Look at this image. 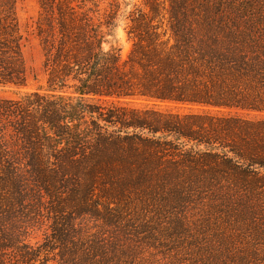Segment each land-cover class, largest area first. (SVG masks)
<instances>
[{
  "label": "trees",
  "instance_id": "obj_1",
  "mask_svg": "<svg viewBox=\"0 0 264 264\" xmlns=\"http://www.w3.org/2000/svg\"><path fill=\"white\" fill-rule=\"evenodd\" d=\"M172 1L161 6L168 28L159 25L164 15L155 2L132 5L126 18L135 41L123 58L120 48L103 43L124 1L110 0L100 20L95 0H38L45 83L0 99V118L19 141L18 151L9 154L6 125L0 124V188L21 201L34 186L51 201V211L60 215L68 205L72 216L81 209L96 213L91 199L102 184L117 186L111 197H122L124 189L152 177L159 187L177 180L190 194H213L224 207L244 208L245 220L243 211L239 220L249 229L235 240L224 232L218 251L173 264H264V231L253 228L252 215V205L264 203V119L238 114L264 113V11ZM21 37L13 0H0V87H26ZM139 99L218 110L180 113L131 105ZM19 164L26 177L19 176ZM45 247L0 231V264H48L40 258ZM81 255L83 264H125L124 254L90 246Z\"/></svg>",
  "mask_w": 264,
  "mask_h": 264
},
{
  "label": "rangeland",
  "instance_id": "obj_2",
  "mask_svg": "<svg viewBox=\"0 0 264 264\" xmlns=\"http://www.w3.org/2000/svg\"><path fill=\"white\" fill-rule=\"evenodd\" d=\"M95 1L100 9L101 20L102 14L110 9L108 4L110 0ZM120 1L126 4L122 3L121 16L105 36L103 46L105 48L111 45L117 46L120 48L121 56L126 58L135 41L134 35L129 33L130 17H126L133 9V4L144 7L148 0ZM180 1L175 0L178 3ZM152 2L159 5L160 9L161 6L169 8L173 4L172 0H150V3ZM185 2L193 8L203 4L211 9L234 10L246 7L264 11V0H185ZM13 7L22 35L20 48L27 82L26 87L20 89L0 87V99H15L19 96L17 91H31L45 83L42 67L43 52L36 35V21L40 12L38 0H13ZM161 12L164 17L162 19L160 16L158 23L162 28H168L170 24L168 15L162 9ZM192 25L198 28V24ZM131 105L180 113L202 111L215 113L218 110L209 106L148 102L142 99L132 101ZM238 114L253 119H264V113L244 114L238 111ZM0 124L6 125L3 131L5 147L9 154H14L18 151L19 141L13 136L6 119L1 117ZM172 138V136L166 137L167 140ZM167 160L161 158L162 163ZM23 169L19 164L20 177L27 176ZM3 173L1 172V175ZM1 175L0 184H2ZM159 186L152 177L151 182L144 186L124 189L122 197H111L118 187L102 184L96 188L91 199L96 213L89 214L81 209L72 216L68 205H63V213L60 215L51 211V201L43 191L34 186L22 193L24 195L21 201L11 197L7 188H0V231H5L16 240L33 246L47 245L46 251L42 250L40 258H48V264H83L81 252L87 246L96 248L100 253H122L125 257L120 262L125 264H173L172 262L177 259L181 261L198 259L203 254L218 251L220 242L226 241L222 236L224 232L226 237L234 240L242 239L247 235L245 232L249 229L248 222L246 226V222L242 224V220H239L240 211H243L241 215L243 220L246 214L241 206L233 204L224 207L222 205L227 203L220 198L216 199L213 194H190L194 192L187 190L177 180L167 181L165 186ZM187 194L190 195L186 196ZM62 201L68 202L66 198ZM10 206H14L15 211L9 210ZM226 213L231 214L232 217L224 215ZM252 215L255 216L253 228H259L257 229L259 232L264 231V203L253 204ZM233 219L238 223H233ZM245 238L246 241L252 240H249L248 236ZM254 238L260 237L254 236ZM260 243L262 245L259 248L264 250V240ZM254 245L251 244L250 247L254 248ZM234 246L238 250L244 249L242 244L236 243ZM110 263L114 262L100 260V264Z\"/></svg>",
  "mask_w": 264,
  "mask_h": 264
}]
</instances>
